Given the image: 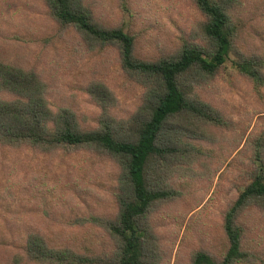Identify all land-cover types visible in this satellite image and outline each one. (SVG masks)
<instances>
[{"label": "rangeland", "instance_id": "obj_1", "mask_svg": "<svg viewBox=\"0 0 264 264\" xmlns=\"http://www.w3.org/2000/svg\"><path fill=\"white\" fill-rule=\"evenodd\" d=\"M244 1L251 7V24L264 32V0ZM93 5L103 22L121 25L135 37L140 59L173 55L201 37L203 16L192 0H93ZM244 36L243 50L263 45L250 24ZM0 60L35 68L48 86L51 106L72 108L88 128L96 127L102 114L88 93L92 84L113 92L117 119L141 105L144 88L122 70L117 51L91 52L76 32L60 29L43 0H0ZM204 83V94L235 130L211 131L215 143L204 147L209 161L177 177L182 201L155 215L163 264H187L200 248L219 255L227 248L223 214L246 181L252 156L248 142L264 131V88L254 87L232 61ZM118 174L111 160L88 152L51 155L0 147V263L5 249L18 245L28 229H37L56 246L86 253L109 250L110 238L98 220L116 214ZM240 225L245 248L256 256L249 264H264V214L251 207Z\"/></svg>", "mask_w": 264, "mask_h": 264}, {"label": "trees", "instance_id": "obj_2", "mask_svg": "<svg viewBox=\"0 0 264 264\" xmlns=\"http://www.w3.org/2000/svg\"><path fill=\"white\" fill-rule=\"evenodd\" d=\"M43 1L60 29L76 32L91 52L115 49L122 70L144 93L134 113L117 119L113 92L101 83L92 84L88 93L102 114L98 125L88 128L72 108L51 106L48 86L35 68L0 60V147L51 155L88 152L119 169L116 214L98 220L110 238L109 250L86 253L56 246L37 229H28L18 245L5 249L1 263L163 264L155 215L163 206L182 201L176 178L186 177L196 163L209 161L204 147L215 143L211 131L235 130L204 94V82L232 61L254 87L264 88V32L251 24V7L244 0H192L203 16L201 37L173 55L145 60L136 55L135 37L121 25L103 22L93 0ZM248 24L263 45L243 50ZM247 147L252 156L246 181L223 214L227 248L220 255L200 248L187 264H249L256 259L245 248L240 221L251 207L264 214V131L253 135Z\"/></svg>", "mask_w": 264, "mask_h": 264}]
</instances>
